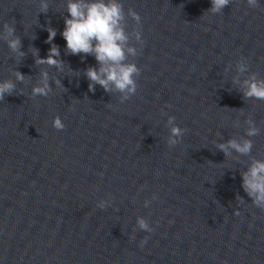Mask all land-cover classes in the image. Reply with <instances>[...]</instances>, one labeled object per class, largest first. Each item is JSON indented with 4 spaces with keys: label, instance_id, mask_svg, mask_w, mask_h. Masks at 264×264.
<instances>
[{
    "label": "water",
    "instance_id": "obj_1",
    "mask_svg": "<svg viewBox=\"0 0 264 264\" xmlns=\"http://www.w3.org/2000/svg\"><path fill=\"white\" fill-rule=\"evenodd\" d=\"M70 2L0 0V83L15 85L0 101V264H264V208L242 186L264 162V100L244 96L264 81V0L215 14L211 0H115L135 92L89 91L101 65L66 47ZM53 45L61 67L37 64ZM229 140L252 147L225 155Z\"/></svg>",
    "mask_w": 264,
    "mask_h": 264
},
{
    "label": "clouds",
    "instance_id": "obj_2",
    "mask_svg": "<svg viewBox=\"0 0 264 264\" xmlns=\"http://www.w3.org/2000/svg\"><path fill=\"white\" fill-rule=\"evenodd\" d=\"M231 0H211V8L207 11L210 13H220L222 9L228 6ZM250 7H259V0H247ZM47 5H42V10L46 11ZM68 13L70 18L65 19V27L62 36L66 41V47L73 55L84 53L94 54L97 62L101 65L99 70L89 67L86 71L88 79L92 82L89 84V91L94 90V84H100L105 91H110V83L120 92H135V83L133 74L137 72L134 65H124L121 63L125 59V53L122 43L127 38L123 33V29L119 27L120 21L123 19L121 5L115 0H109L107 4L103 0H96L94 3L84 4L82 0L70 2L68 4ZM134 19L139 20V15L135 12L130 13ZM7 35L12 36L14 27L4 25ZM56 36V30L48 29V43H51ZM95 41V44L93 43ZM9 47L13 51H18L20 47L19 38L9 40ZM132 52L133 49H129ZM35 52V50H34ZM22 56L23 53H20ZM59 56V48L53 45L48 52L47 57L37 58V64H48L61 67L62 62L56 57ZM243 71V66H241ZM43 84L33 88V95L47 96L50 91L47 82V73H43ZM16 79L24 81L25 77L17 71ZM59 83V81H57ZM247 91L244 93L246 98L255 97L264 100V81L259 83L253 81H245ZM15 85L11 81L0 83V101H3L5 94L11 95ZM174 117H169V124H172ZM251 123V122H250ZM52 126L57 130H63L65 124L60 117L54 118ZM185 130L179 126L173 125L170 129L168 139L169 145H175L177 139L183 135ZM249 136L257 134L256 128H250L247 133ZM219 149L229 154V149H235L239 153L246 154L250 151L252 143L245 140L243 145L235 140H229L227 144H219ZM242 186L244 191L252 202L261 208H264V162H255L253 166L243 174ZM140 227L147 229L148 225L143 219L139 220ZM147 239L141 241L140 246L146 243Z\"/></svg>",
    "mask_w": 264,
    "mask_h": 264
}]
</instances>
